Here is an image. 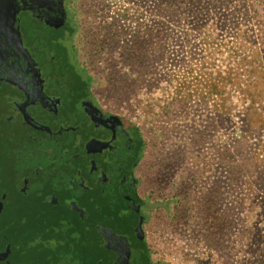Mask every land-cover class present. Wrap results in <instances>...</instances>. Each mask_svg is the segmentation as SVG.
<instances>
[{
  "label": "rangeland",
  "instance_id": "374dc122",
  "mask_svg": "<svg viewBox=\"0 0 264 264\" xmlns=\"http://www.w3.org/2000/svg\"><path fill=\"white\" fill-rule=\"evenodd\" d=\"M157 2L71 0L74 42L99 99L147 139L141 190L152 258L264 264V93L249 91L263 82L264 0H172L171 15ZM148 33L157 37L143 72L125 52ZM177 99H187L188 114L166 125L161 110ZM223 101L229 112L219 128ZM178 124L195 144L161 131ZM241 167L237 181L226 179L228 169Z\"/></svg>",
  "mask_w": 264,
  "mask_h": 264
},
{
  "label": "flooded vegetation",
  "instance_id": "af4514ba",
  "mask_svg": "<svg viewBox=\"0 0 264 264\" xmlns=\"http://www.w3.org/2000/svg\"><path fill=\"white\" fill-rule=\"evenodd\" d=\"M72 13L0 0V264H156L144 136L99 99Z\"/></svg>",
  "mask_w": 264,
  "mask_h": 264
},
{
  "label": "trees",
  "instance_id": "16d2710c",
  "mask_svg": "<svg viewBox=\"0 0 264 264\" xmlns=\"http://www.w3.org/2000/svg\"><path fill=\"white\" fill-rule=\"evenodd\" d=\"M171 1L172 0H158L157 3H158V7H159L160 11L165 10V12L168 15H171V6H170ZM177 1H182V0H177ZM148 35H149L148 37H146V36L137 37L134 45L127 48V50L125 52V60L128 63H130L133 67L134 66L142 67L143 72L148 70L147 66L144 67V63L147 60L151 59V57L149 56L150 55L149 50L151 49L150 45H153L154 43H156L155 38L157 37L153 33H148ZM157 43L162 44V40H159ZM136 50H138L139 52L135 53ZM160 57L163 58V54ZM258 61H259V66H260V68H259L260 73L264 74V72H262V70L264 71V57H260L258 59ZM201 73H202V75L204 73L205 76H203V77H205V79L208 80L210 78V80H211V78H212L211 74L206 73L205 70H203ZM225 78H226V76L219 75V82H222V80L226 81L227 79H225ZM262 78H263V82L262 83L261 82L254 83L253 88L249 89V91H251V92L255 91L257 86H260V87H258V90H256V91H261L262 93H264V75ZM228 79H229V77H228ZM219 86H220V84H219ZM261 92H257V94H253V93H251V94L254 95L253 96V98H254L255 96L260 95ZM219 95L222 96V92H221L220 87H219ZM186 102H187V99H184V100H182V99L178 100L177 99L176 102H173L172 104H168L167 106L163 107L161 110V116L164 118L163 123L168 125L167 122H170V120H172L173 117H175V115L186 116L188 114V112H186V109H185V107H187ZM227 112H229V108H228L227 104L223 101L219 105V128L224 123L223 122V115ZM149 114L152 117L155 116V113L151 108L149 110ZM137 127L142 131V134L144 136L145 147L147 148L148 143H147L146 136L143 133V130L140 128V126L137 125ZM166 130H169L170 132H175V136H177L180 139H188L189 142H191L192 144H195V142H196V141L194 142V140L192 139V135L189 133L190 130L187 127L180 126V124H178L176 127L172 128V129L170 127L169 128L168 127H161L162 132L166 131ZM164 134L167 135L166 132H164ZM164 134H161V135L163 136ZM155 141L158 142V140H155ZM146 148H145V151H146ZM241 170L245 171L244 168H242V167L241 168L228 169V173L230 175H228L226 177V179L229 178L231 182L237 181L238 172H240ZM220 181H221V184L223 182L225 183V179H223V178L220 179ZM223 225H224V218L222 217V219L219 218V231L221 229V226H223ZM10 234L11 233H10L9 227H8V229H4V231H2L3 237L1 236L0 245H2V244L4 245L5 243L9 242L8 238H9Z\"/></svg>",
  "mask_w": 264,
  "mask_h": 264
},
{
  "label": "water",
  "instance_id": "95a60500",
  "mask_svg": "<svg viewBox=\"0 0 264 264\" xmlns=\"http://www.w3.org/2000/svg\"><path fill=\"white\" fill-rule=\"evenodd\" d=\"M3 195V194H2ZM3 197V196H2ZM2 207H3V199L2 201L0 200V212L2 210ZM7 260V253L5 254H0V261H5Z\"/></svg>",
  "mask_w": 264,
  "mask_h": 264
}]
</instances>
